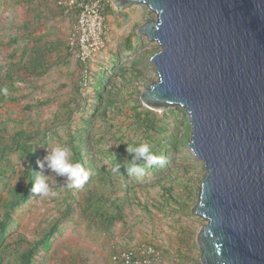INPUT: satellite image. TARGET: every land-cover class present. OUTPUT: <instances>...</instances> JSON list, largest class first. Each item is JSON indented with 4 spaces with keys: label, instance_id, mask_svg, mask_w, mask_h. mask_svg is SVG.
<instances>
[{
    "label": "rangeland",
    "instance_id": "obj_1",
    "mask_svg": "<svg viewBox=\"0 0 264 264\" xmlns=\"http://www.w3.org/2000/svg\"><path fill=\"white\" fill-rule=\"evenodd\" d=\"M155 16L144 4L134 3L124 8L114 6L112 15L107 17L106 47L93 63L89 84L81 87L80 63L67 50L72 23L64 14L60 0H0L1 76L5 75L3 65L19 60L26 44L30 47L51 44L56 48L51 52L48 50L52 66L46 74L32 77L31 82H17L16 90H8V94L16 95L17 100L0 102V120L9 116L31 125L30 128H39L35 144L42 161L51 146L70 147V135L82 130L85 169L90 173L89 179L93 180L79 190L69 189L67 177L52 171L45 162L40 173L48 178L57 195L41 197L33 193L17 208V221L11 230L32 238L62 216L68 203L72 205V214L64 221L61 234L45 255L44 264H112L114 252L139 242L163 248L171 259L186 260L180 255V249L195 259L200 258L197 235L205 220L194 214L193 207L206 168L204 161L198 159L189 146L192 134L189 116L185 112V117L180 115L175 121L169 109L177 107L149 106L139 97L158 79L150 57L160 46L139 34L137 27ZM99 78L103 79L97 91L95 85ZM95 94L101 96L98 104H95ZM135 104L168 116L169 131L174 139L165 163L144 166L145 175L140 179L129 176L124 166L127 162L113 156L120 151L124 158L128 153L127 144L135 147L140 140L144 141L131 118ZM8 132L13 133L12 125ZM43 133L47 134L45 145L39 141ZM11 158L17 174L0 183L2 196L8 194L5 185L13 184L27 165L21 154L13 153ZM116 164L121 165L119 171H113ZM100 171L125 177L137 190L142 203L147 205L132 202L126 210V222H117L110 232L92 224L82 206L88 186L94 185L93 178ZM169 188H172L170 195ZM9 240L14 238L9 236Z\"/></svg>",
    "mask_w": 264,
    "mask_h": 264
},
{
    "label": "water",
    "instance_id": "obj_2",
    "mask_svg": "<svg viewBox=\"0 0 264 264\" xmlns=\"http://www.w3.org/2000/svg\"><path fill=\"white\" fill-rule=\"evenodd\" d=\"M146 5L159 44L149 106L181 107L204 161L195 215L200 264H264V0H112Z\"/></svg>",
    "mask_w": 264,
    "mask_h": 264
},
{
    "label": "trees",
    "instance_id": "obj_3",
    "mask_svg": "<svg viewBox=\"0 0 264 264\" xmlns=\"http://www.w3.org/2000/svg\"><path fill=\"white\" fill-rule=\"evenodd\" d=\"M101 4L107 19L109 15H112L114 6L110 0H102ZM73 21L74 19L72 18L71 22ZM130 46L131 43L129 42L128 47ZM52 49L56 48L51 44L46 47L42 45L30 47L26 44L22 48V56L19 60L7 62L3 65L5 75H0V89L7 87L8 90H16L17 82H31L32 77L46 74L52 66V63L48 60V50L51 52ZM68 54L70 55L69 52ZM102 79L99 78L98 83L95 85L97 91L101 87ZM100 98L99 94H95V104H98ZM6 100L16 101L17 97L10 94L4 95L0 92V102H5ZM132 110L131 118L137 125L144 140H140L137 146L147 143L151 145V151L155 155L163 156L165 159L174 140L173 134L169 131L168 116H161L154 110L140 104L133 105ZM169 112L175 121L180 115L182 117L186 115L181 107L169 109ZM11 125L13 133L8 132V128ZM30 126L25 124L24 121L12 120L9 116H5L0 120V183L4 182L5 179H11L13 174H17L11 158L13 153L21 154L27 160L24 173L19 175L13 184L5 185L8 188V194L2 196L0 192V264H44L45 255L50 251L54 241L61 234L64 221L72 214V205L68 203L62 216L57 217L48 227L42 229L32 238L17 230H11L17 221L15 217L17 208L24 205L33 195L31 191L34 183L32 170L36 172L41 170L37 163V161H42L41 153L36 149L35 144L37 142L36 136H38V131L40 130L39 128L34 129V126L30 128ZM81 131L78 134L70 135L69 145L74 154V161H78L85 168L86 161L84 157L86 152ZM46 137L47 134L43 133L39 139L44 145L47 144ZM121 149L122 147L119 148V150ZM113 156L124 159L127 164H130L134 154L126 153L123 158L121 152L118 151ZM141 166L144 167L146 165L141 162ZM93 179L95 183L93 186H88L82 206L90 222L102 231L110 232L117 222H126V210L132 205V202L147 207L146 204L142 203L137 190L128 183L125 177L118 178L109 172L100 171ZM90 182H93V180L89 179L86 184ZM66 183H68V180H66ZM76 189L79 190L80 188ZM168 192V195H170L172 188H169ZM166 198L169 201V198ZM9 236H12L14 240H9ZM179 252L186 260H194L193 262L200 264V259H195L193 255L184 253L181 249Z\"/></svg>",
    "mask_w": 264,
    "mask_h": 264
},
{
    "label": "built area",
    "instance_id": "obj_4",
    "mask_svg": "<svg viewBox=\"0 0 264 264\" xmlns=\"http://www.w3.org/2000/svg\"><path fill=\"white\" fill-rule=\"evenodd\" d=\"M64 14L73 18L67 36V49L80 63V85L86 87L92 78L93 63L103 53L108 25L102 0H60ZM112 264H196L190 260L168 258L163 248L139 242L111 255Z\"/></svg>",
    "mask_w": 264,
    "mask_h": 264
},
{
    "label": "clouds",
    "instance_id": "obj_5",
    "mask_svg": "<svg viewBox=\"0 0 264 264\" xmlns=\"http://www.w3.org/2000/svg\"><path fill=\"white\" fill-rule=\"evenodd\" d=\"M4 95L8 94V88L4 87L0 89ZM127 144V143H126ZM127 151L129 154H134L130 164H125V168L129 176H136L137 179L142 178L145 175V167H152L153 165H163L165 159L163 156H157L151 151V145L142 143L139 146L133 147L127 144ZM49 154L45 156L43 161H37L40 169L45 168V162L47 167L60 176L67 177V187L71 188H82L89 180L90 173L87 171L81 163L74 161V154L69 146H51ZM121 168L120 164H116L113 171H119ZM33 171L34 183L32 186V193L37 194L41 197H55L57 192L51 186L48 178L43 176L40 172Z\"/></svg>",
    "mask_w": 264,
    "mask_h": 264
},
{
    "label": "crops",
    "instance_id": "obj_6",
    "mask_svg": "<svg viewBox=\"0 0 264 264\" xmlns=\"http://www.w3.org/2000/svg\"><path fill=\"white\" fill-rule=\"evenodd\" d=\"M72 18H70V21H71ZM72 23V22H71Z\"/></svg>",
    "mask_w": 264,
    "mask_h": 264
}]
</instances>
